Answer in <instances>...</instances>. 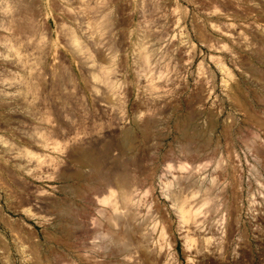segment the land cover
Returning <instances> with one entry per match:
<instances>
[{"label": "rangeland", "instance_id": "rangeland-1", "mask_svg": "<svg viewBox=\"0 0 264 264\" xmlns=\"http://www.w3.org/2000/svg\"><path fill=\"white\" fill-rule=\"evenodd\" d=\"M0 264H264V0H0Z\"/></svg>", "mask_w": 264, "mask_h": 264}]
</instances>
